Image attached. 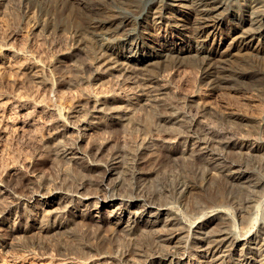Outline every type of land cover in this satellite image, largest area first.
Masks as SVG:
<instances>
[{
	"label": "bare ground",
	"instance_id": "6f19581e",
	"mask_svg": "<svg viewBox=\"0 0 264 264\" xmlns=\"http://www.w3.org/2000/svg\"><path fill=\"white\" fill-rule=\"evenodd\" d=\"M16 2L20 7L25 8L29 18L35 17V14L43 15L53 11L55 15L48 17L45 23L36 20V26L48 28L49 32L57 29L66 30L71 27V36L76 44L87 47L88 43H92L93 51H91L94 52V59L97 61L96 75L119 73L118 76L128 84L125 87L127 91L125 94L131 96L125 104L112 108L106 107V95L99 94L88 96L90 105L86 107L82 117L73 112L65 114L62 108L54 109L56 114L51 121L56 126L52 139L57 141V151H60L70 161L83 159L85 156L92 157L89 160V167L101 169L104 177L117 174L118 165L122 161L126 162L122 159V153L117 151L118 149H112L108 151V154H104L107 144L102 143L94 144L82 151L80 141L87 137L90 130L98 127L97 125L103 119L105 122L113 123L118 120L123 125L134 122L133 113L138 108L136 107L138 100L132 98L135 94L137 96L133 97L145 98L146 101L142 104L157 103L156 106L160 110L158 120L164 125H171L166 129L176 132V136L149 139L142 143L137 151L134 150L135 148H128L126 155L130 156L125 154L123 156L126 160L130 159H128V173L126 174L136 180L146 178L144 175L148 173V170L142 167L145 163H150V166L151 163L155 165L149 169L152 170L153 167L150 173H159L156 168L159 166L158 160L166 154L175 161L183 159L187 165L200 163L201 168L197 173L202 179H198V183L185 185L182 183L181 186H177L176 190L172 185L171 189L169 187L156 189L155 187L150 193H138L135 196L119 192L116 190L117 186L109 185V182L100 185L101 190H104L102 197L99 193L89 192L83 183L74 193L59 191L58 188L47 189L42 194L34 193L31 197L41 195L42 197L36 202L41 201L40 204L43 207H53L61 204L63 195L69 196L70 199L65 209L58 210L57 207L50 211L45 210L39 216L31 214L32 217L28 222L30 224L23 227L18 225L16 228L6 226L7 232L9 227L27 234L30 232L29 229L35 228L42 237L58 234L64 228L84 233V228L75 225L77 224L75 221L73 224L74 219L70 218L76 214L81 216L80 207L101 213L97 221L103 220L102 212L109 209L111 220L117 226L125 223L122 228L129 235L144 236L152 230L160 232L155 242L157 243L155 251L147 253L137 246L127 256L128 264H165L166 262L169 264H227L229 262L264 264V205H262L264 203V119L256 121L257 123L261 121L258 128L263 130V139L259 141L254 137L255 140L250 141L248 136L251 132L241 131L242 135L237 137L235 135L237 132L234 133V131L238 128L233 130L230 126L228 127L230 129L222 127L219 129L214 123L218 120L232 121L231 118L252 120L248 115L239 111L213 107L211 109L215 111H210L207 109L209 106L201 102L199 93L186 95L187 101L183 107L178 101L179 92L175 90L170 100L160 102V94L167 92L170 88L167 83H163L165 76L175 66L182 64L184 57H189L188 53L193 46L190 43L188 46L185 42L179 43L173 39L182 34H186L192 42H203L200 44V49L197 47L195 50L196 54L198 53L197 61L201 68V80L208 90L231 87L264 91V0H83L79 1L76 9H71V11L68 9V12H65L63 6L66 2L60 4L63 2L61 0H16ZM240 3L243 4V9H238ZM174 7L179 9V12L188 10L186 12L188 15L181 13L171 17L168 13ZM233 15L242 24L237 22L229 26L227 23L223 27H216L218 24H224ZM246 22L248 25L244 26L243 23ZM164 23L169 27L168 29L162 26ZM154 26L158 30H163L161 32L165 35L164 39L156 41L144 37L153 34L149 31V27ZM236 27L241 28L239 33L236 32ZM232 34L236 36L233 37L231 45L225 49L220 43L208 45L207 39L210 37L215 39L217 35L230 36ZM257 38L259 42L253 45ZM78 44L77 47L84 50ZM128 44L137 46L136 55L138 56H135V64H129L130 61L120 59L124 56L127 59L135 54L134 50L129 55L126 54L124 46ZM7 48L11 50V47ZM148 51H152L155 57L164 56V60L156 61V58L146 54ZM252 51L256 54L261 53V55L250 56ZM15 53L17 54L16 50ZM233 56H237L236 60L231 59ZM193 107L196 110L195 113L192 112ZM209 113L218 119H213ZM226 116L231 118L228 119ZM61 137L68 138V142L64 140L66 143H63ZM174 142H179L180 147H177ZM259 152L262 153L259 155ZM103 156L107 159L105 160ZM160 166L162 168L163 165ZM159 175L156 174V176ZM163 177L166 178V175ZM2 185L4 187L0 189V201L4 193H11L14 189L9 184ZM197 186L200 187L198 191ZM141 187H137L138 191H142ZM177 190L181 196L183 194L186 198L189 197L188 200L184 197L180 198H183L184 204L187 201L190 202V209L199 214L197 219H191V222L186 223L183 218L180 220L182 216L179 219L173 216L178 211V205L173 204L169 198L177 196L175 193ZM17 208V204L6 207L1 215L3 220L0 222L7 220L14 214V211L18 213ZM76 210H80L81 213ZM161 215H166L165 221L162 220ZM96 216L93 214V217L96 218ZM147 216L156 218L153 220ZM252 232H255L254 235L248 236ZM5 239L6 235L0 233L2 249L8 245L12 246L8 243V239ZM188 245H191L194 254L189 252ZM90 247L91 244L88 243L78 242L76 244V248L81 252ZM97 255L99 259L106 256L104 253ZM195 258V262L191 263L190 260ZM96 259L98 258L93 255L88 257L90 263L95 262Z\"/></svg>",
	"mask_w": 264,
	"mask_h": 264
},
{
	"label": "rangeland",
	"instance_id": "374dc122",
	"mask_svg": "<svg viewBox=\"0 0 264 264\" xmlns=\"http://www.w3.org/2000/svg\"><path fill=\"white\" fill-rule=\"evenodd\" d=\"M61 1L63 2H60V4L66 2V5L63 4V6L65 12H68V9L70 11L71 9H76L79 6V1L83 0ZM69 6L75 8H70ZM238 9H243V4L240 3ZM25 11V8L20 7L16 0H0V189L4 187L2 184H9L14 187V189L11 188L13 192L2 195L3 198L0 201V221L3 220L1 218L2 212L9 205L17 204V211H19L18 213L14 211V214L7 220L0 222V227L3 230L1 231L0 229V233L6 235L8 243L12 245H8L4 249L0 246V264H128L126 261L127 256L137 246L147 253L155 251V245L157 244L155 242H157L160 232L152 230L149 232L150 237L149 233L144 236L139 234L129 235L122 228L125 223L117 226L111 220L109 209L102 212L103 220L97 221L101 213L80 207L79 209L82 210L83 216L82 214L81 216L76 214V216L73 215L70 218L71 220L74 219L73 224L76 222L77 224L75 225H80L84 228V233H79L78 230L73 231L72 229L68 230L64 228V231L62 230L58 234H52L50 237H42L35 228L33 230L29 229L30 232L28 234L23 231L17 232L9 227L7 232L5 228L6 226H14L16 228L18 225L23 227L24 225L30 224L28 222L32 217L31 214L39 216L41 212L45 210L50 211L57 207L58 210H64V207L68 205L69 196L63 195L61 204L53 207H43L40 204L41 201L39 203L36 202L37 199L42 197L38 194H42L47 189L58 188L59 191L74 193L80 184L83 183L89 192L99 193L101 197L104 194V190H101L102 187L100 185L102 186L103 183L108 184V182L109 185L117 186L116 190L119 192L130 196H135L138 193H150L155 187L156 189L160 187H169L171 189L170 186L172 185L173 189L176 190L178 188L177 186H181L182 183L183 185L198 183L197 180L202 179L201 175L197 173L201 168V164L195 163L193 165L192 163L188 164V166L182 158V160L180 158L178 159L180 161H175L165 154L162 155V159L160 158L158 160L159 166L156 167L158 168L157 171H159L156 174H160L159 176H156L155 173H150V171H153V167L152 170H149L151 166H155L152 163L151 166L150 163H145L146 166L145 164L142 165V167L147 168L146 171L148 170L147 175H144L146 178L142 180L130 178L126 174L128 173L127 168L130 159L127 157L129 160H126L123 156L127 154L128 148H135L134 150L137 151L142 146V143L149 139H158V137L174 138L176 136V132L166 129V127H170L171 125H164L158 120L160 110L156 106L157 103L145 102L146 104H142V102L146 101L145 98L133 97L137 96L135 94L132 98L133 100H138L136 104L138 108L133 113L135 117L134 122L123 125L118 120L113 123L105 122L103 119V121H100L101 124L99 123L97 125L98 127L90 130L87 137L80 141L82 151L94 144L98 145L102 143L107 144L104 154H108V151L112 149H118L117 151L122 153V159L126 161H122V165H118L117 171L119 173L117 172V174L115 173L104 177L101 169L89 167V160L92 157L85 156L83 159L79 158L80 160L77 159L78 162H76L77 160H74L75 162L67 160L60 151H57V141L55 142L52 139L56 126L51 121L56 114L54 109L62 108L65 114L73 112V114L82 117L85 114L86 107L90 105L88 96L99 94L106 95V107L109 106V108H112L125 104L131 96L125 94L127 93L125 87L128 84L118 76L119 73L115 74L113 72L114 74L112 73V75L111 73L96 75L95 67L97 61L94 59V52H92V43H88L89 45L87 47L77 43L84 50L78 48L71 36V27L66 30H50V32L47 30L48 28L37 27V24H35L36 20L45 23L48 17L51 18V16L55 15L52 13V10V12L43 15H40V13L39 15L35 14L33 18H29ZM170 12L168 15L170 14L171 17L172 15L177 16L181 13L185 16L188 15L186 13L188 10L179 12V9L176 7L174 9L172 8ZM237 22L242 24L233 15L224 24H218L216 27H223L227 23L231 26V24H236ZM165 23L162 26L168 29L169 27ZM243 24L244 26L248 25L247 22ZM156 26L158 27L157 24ZM157 27H149V31L153 34L145 35L144 37H149L148 39L156 41L164 39L165 35L161 32L163 30H158ZM156 29L160 32L158 33ZM239 29L241 28L237 29V33H239ZM235 36L236 34L230 36L217 35L215 39L214 37L207 39V42L209 46L213 43H220L225 49L231 45L232 39ZM173 39L176 42H185L188 46L190 43L193 46L188 53L190 54L189 57H184L185 59L183 58L182 64L175 66L165 76L163 83H167L170 88L167 89V92L164 91L160 94V102L170 100L172 97L171 94L175 90L179 92L178 101L183 107L186 104L185 101H187L185 99L187 98L186 95L199 93L201 102L204 103L203 105L209 106L207 109L210 111H215L211 109L212 107L215 109L239 111L252 119L241 120L226 116L228 119L231 118L232 121H217L222 124L214 121L216 127L219 129L233 128V130L238 128L234 131V133L237 132L235 134L237 137H240L242 135L240 133L242 132H251V135L248 136L250 141H254V137L261 141L263 139V130L258 127L262 119H264V91L245 88L234 89L231 87L208 90V87L206 88L201 80V68L199 61H197L198 53L196 54L197 51L195 50L197 47L200 49V44L203 42H192L186 34L173 37ZM257 42H259L258 38L253 42V45L257 44ZM7 47H11V50ZM124 47L127 55L133 52V50L135 54L127 58L128 60L125 59V56L120 59L130 61L129 64H135V56H138L136 55L138 51L137 46L128 44ZM146 54L152 56V58H156V61L159 59L160 61L164 60V56L162 58L153 56L152 51H148ZM255 55H261V53L256 54V52L252 51L250 56ZM236 58L237 56L231 57L232 60H236ZM89 62L91 63L89 64ZM34 66H37V68ZM120 86L123 88H120ZM195 111L193 107L192 112L195 113ZM212 118L218 119L217 117L214 118V116ZM257 119L261 121L259 120L257 123ZM239 130L240 132H238ZM61 140L68 142L69 139L61 137ZM65 141L63 143H66ZM174 143L177 147H180L179 142ZM261 153L259 152L258 154L260 155ZM106 156L108 157V155ZM106 156H103L105 160L107 159ZM160 165H163L162 168ZM165 175L166 178L163 177ZM138 186H142V191H138ZM196 188L197 191L200 190V187L197 186ZM178 192L179 190L175 192L177 196L175 195L169 198L173 204L176 203L178 205V211L176 212L178 214L176 215L174 213L173 216L177 219L182 216L180 220L183 218V221L186 223L191 222V219H197L199 214L192 211L193 209H190V202L187 201V204H184L183 198H180L184 197L185 199H189V197L186 198L183 194L181 196ZM34 193H38L34 195L36 199L35 197H31ZM127 203L131 204L130 202ZM133 208L137 209V207ZM76 211L81 213L80 210ZM260 211L262 212L263 210ZM260 211L259 213H261ZM93 214L97 215L96 218L93 217ZM26 216L28 217L27 219ZM147 217L153 220L156 218L155 216ZM165 217L166 215H161L163 221H165ZM254 233L252 232L248 236H253ZM78 242L91 244V247L81 252L76 248ZM188 247L189 252L194 254L191 245H188ZM2 252L3 254H1ZM98 253H104L106 256L99 259ZM90 255L98 259L90 263L88 260ZM195 257L198 259L197 255ZM196 258L190 260L191 263H194ZM165 264L169 263L166 262ZM227 264L234 263L229 262Z\"/></svg>",
	"mask_w": 264,
	"mask_h": 264
}]
</instances>
